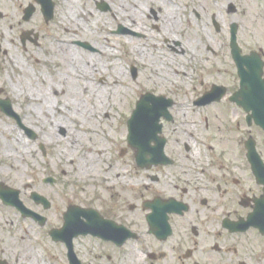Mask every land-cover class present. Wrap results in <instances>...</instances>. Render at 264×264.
Wrapping results in <instances>:
<instances>
[{
	"label": "flooded vegetation",
	"instance_id": "af4514ba",
	"mask_svg": "<svg viewBox=\"0 0 264 264\" xmlns=\"http://www.w3.org/2000/svg\"><path fill=\"white\" fill-rule=\"evenodd\" d=\"M93 1L99 16L126 19L127 24L115 23L111 32L126 35L131 42H145L140 49L143 65L132 61L133 81L160 73L159 61L164 60L175 64L176 76L230 73V83L211 80L208 84L201 79L193 84L194 89L209 90L213 85L227 89L229 95L212 105L191 102L199 109L221 106L220 125L213 121L214 114L189 112L172 103L170 119L161 120L164 160L140 169V185L122 186L117 190H123L120 194L94 200L99 234L74 239L76 256L82 264H264V128L256 121L255 111L240 104L252 97L243 76L252 83L253 70L260 74L264 90V0ZM53 3L49 20L37 0L17 14L24 28L19 31L23 53L10 62L13 74L2 68L0 58V111L7 102L17 111L41 104L36 97L43 95V89L41 93L37 79L30 76L38 78L41 65L55 61L47 60L52 51L57 59V46L51 43L56 37L53 23L58 2ZM29 5L34 13L26 18ZM39 16L41 23L36 25L33 21ZM148 55L150 64L145 61ZM136 57L133 52L132 60ZM150 89L154 94L166 91L161 86ZM229 114L236 115L234 122ZM39 150L48 155L46 146ZM58 181L51 174L41 180L51 186ZM47 189L38 191L48 199L47 209L31 196L34 206L45 212L55 208ZM69 205L57 206L56 217L29 207L45 216V225L37 223L46 229L58 217L64 221ZM80 240L90 247L78 249Z\"/></svg>",
	"mask_w": 264,
	"mask_h": 264
},
{
	"label": "rangeland",
	"instance_id": "374dc122",
	"mask_svg": "<svg viewBox=\"0 0 264 264\" xmlns=\"http://www.w3.org/2000/svg\"><path fill=\"white\" fill-rule=\"evenodd\" d=\"M31 2L33 0H0L1 10L6 15L4 20H0V43L3 47V50H0V58L2 68L4 67L11 74H13V68L10 65L11 60L15 58L19 60L23 53L20 47L19 31L24 28L19 25L20 15L17 14L21 12L23 6L26 7ZM57 2V16L53 23L54 33L56 34L55 40L72 42V46L78 54L96 56L97 61L100 62L98 65H101L105 71L103 75L94 74V78H90L89 81L93 84L103 85L112 73L113 67L116 66L125 82L121 84L123 95L121 103L110 109V116L101 117L95 124L106 131L109 136L105 139V156L102 162L95 167H90L91 174L86 181L79 180L77 177L79 169H83L82 163L79 161L82 148H78L75 152L68 146L66 136L71 134L69 129L67 127L65 129L61 128L55 130V132L49 129L52 128L51 121L53 119H63L59 116L57 110L53 113H46L49 106L44 104L50 102L51 106L53 104L60 106L58 98L53 94H46V91H49L48 86H52V84L54 86L61 82V78L56 74L59 68H62V64L56 51L57 59L54 58L52 47V55L47 60L54 59L55 61L51 63L46 61L45 66L41 65V73L36 72L38 73L36 75L39 82L36 80L37 84L35 85L41 93L43 89L45 102L42 101L39 106L35 105L28 108L23 106L18 109L19 113H22L25 123L34 127L36 131L40 132L41 136L44 135L45 140L50 137L54 141L51 144L46 143L45 140L42 141L45 142L44 145L47 147L48 155L43 156V153L39 150L41 141H32L16 121L8 119L0 111V180L11 187L20 189L24 204L52 217H56L57 206L64 207L68 203L87 207L89 205L95 206L94 200L99 196L107 199L113 192L120 194L123 190H117L122 186L137 185L138 182L140 185L141 182L138 180L137 175L141 171L136 165V152L128 142L129 127L127 126L141 97L148 94V92L153 93L150 87L161 86L165 88L166 91L160 92L159 95L179 103V107L187 108L186 111L214 114L216 117H213V121L220 125L221 120H223L222 116L218 115L221 114V106L215 104L213 107L199 109L191 104L192 101L197 100L204 93L202 88L194 89L193 84H199L198 80L201 79L208 84L211 83V80H223L227 84L230 83L228 80L230 73L211 74L210 76H176L171 70L163 68L164 62L162 60L159 61L158 69L160 68L159 71L164 74L158 72L150 79L145 80L140 77L137 81H133L131 74L132 61L142 66L141 53L137 51L136 60H132L133 53L130 50L134 46L132 42L126 36H119L111 32V28L115 23L122 24L120 22L124 17L113 18L112 20L108 14L99 16L95 10L93 0H57ZM71 3H73L72 6ZM70 7H74V9L70 10ZM33 23H37L36 25L41 23L40 16L35 18ZM55 40L51 43L54 47L58 46L54 43ZM76 42L90 44L94 51ZM142 42L145 43L142 40L138 43L135 42L139 50L143 45ZM5 52H8V56L4 55ZM110 52L114 53V56H110ZM145 52H149L148 48ZM151 58L148 55L145 61L150 64ZM156 58V56H153L154 60ZM167 63L171 66L169 61ZM117 80L121 82L118 78ZM61 84L65 87L64 81ZM146 88L149 90L145 91ZM229 112L233 113L230 110ZM235 116L228 115L233 122ZM63 130H65V133ZM70 130L75 129L71 126ZM100 134L101 138H104L101 132ZM19 138L23 140L27 150L23 151L21 157L5 155L6 146L9 144L12 146L13 141ZM33 145L36 148L34 152L32 151ZM66 150L72 152L73 156L68 160L65 158ZM49 174L55 178L58 177V184L55 186L42 184V178ZM25 184L31 185V187H26ZM42 187L48 188L47 192L51 193L55 205L54 209L47 212L43 208L35 207L30 197L31 191L37 190V192H40ZM63 224L64 221H61L58 217L47 224V228L44 229L32 219L22 217L16 208L3 204L0 199V262L8 260L9 264H29L30 258L25 262L20 259L24 254L23 248L28 246L34 253H37L35 264H68L66 247L61 242H55L47 233L48 227L56 226L55 229H60L63 228ZM76 246L78 249L90 247L86 240L76 242Z\"/></svg>",
	"mask_w": 264,
	"mask_h": 264
},
{
	"label": "bare ground",
	"instance_id": "6f19581e",
	"mask_svg": "<svg viewBox=\"0 0 264 264\" xmlns=\"http://www.w3.org/2000/svg\"><path fill=\"white\" fill-rule=\"evenodd\" d=\"M72 5L73 3H71ZM72 8L74 9V7H70V10ZM125 20V18L123 20L121 19L122 22ZM124 24H127V22L125 21ZM132 43L134 46L130 49L131 52L136 53L138 51L142 53L138 46L135 45V41H132ZM72 45L64 42L60 45L58 44L55 48L57 56L59 57L58 59L62 64V68H59L56 75L61 78V82L64 81L65 87L60 82L54 86L53 84L52 86H48L49 91H46V94H53L59 99L60 106L55 104L51 106L52 104L50 102L44 103V94L37 96L36 99L40 102L43 101L45 105L49 106L46 113H53L57 110L59 116L63 118L62 120L53 119L51 121L53 124L52 128L49 129L55 132L57 129H65L67 127L71 133L66 136L68 146L75 152L78 148H82L79 161H81L83 169H79L77 177L79 180L86 181L91 174L89 171L90 167H95L98 163L100 164L102 162L105 156V139L109 136L106 131L95 124L101 117L110 116V109L117 107L121 103L123 96L121 84L125 80L119 74L118 67L114 66L112 73H110V76H108L103 85L91 83L89 79L94 78V74L103 75L105 71L101 65H98L100 62L97 61L96 56L91 54H78ZM110 56H114V53L110 52ZM163 62L164 69L173 70L175 64L169 66L167 61L163 60ZM157 70H160V68ZM30 77L39 80L36 76L31 75ZM30 99H33V97L30 96ZM71 126L75 130H70ZM100 132L104 138H101ZM50 139L49 137L47 141L51 144L54 141ZM35 149L33 145L32 151L34 152ZM25 150H27L25 144L19 138L13 141L12 146L10 144L6 146L4 154L9 157L16 155L21 157V154ZM72 157V152L66 150L65 158L68 160ZM23 249L24 254H22L20 259L25 262L30 258L31 261L29 264H35L37 262V253H34L28 246Z\"/></svg>",
	"mask_w": 264,
	"mask_h": 264
},
{
	"label": "water",
	"instance_id": "95a60500",
	"mask_svg": "<svg viewBox=\"0 0 264 264\" xmlns=\"http://www.w3.org/2000/svg\"><path fill=\"white\" fill-rule=\"evenodd\" d=\"M44 3V13L49 16L52 13L54 4L50 0H41ZM31 12H29V15ZM90 47L89 45H87ZM259 78V76H258ZM243 83L247 84L246 87L252 97L250 101L241 103L247 110L255 111V119L264 128V97L263 90L261 89V82L256 83V75L251 72L252 83L249 82V77L243 76ZM255 85H259V92L257 93L254 89ZM253 92H252V90ZM226 91L224 88L214 87L212 92L207 93L199 103H210L212 100H219L225 95ZM171 99L167 100L163 96H155L148 93L144 95L138 102L137 109L133 113V117L129 120L128 127H130L129 140L132 148L137 150V163L138 165L144 166V164L159 163L164 158L163 155V144L164 140L158 136L161 130L159 121L162 115H166L167 109L171 103ZM3 111L6 112L10 117H14L22 123L19 115L13 110L11 104L4 105ZM157 143V147L153 148L150 146L152 141ZM150 154V158H148ZM148 155V156H147ZM0 198L9 205L17 206L23 213V215H32L31 210L24 206L20 200L19 191L5 186L4 183H0ZM35 198L42 199L40 195L35 194ZM95 211L92 209L86 210L81 207L72 206L66 214V222L62 229L53 230L51 234L56 240L62 239L66 242L69 248H73L72 239L80 234H87L93 232L94 234L98 231V224H95ZM82 216L88 217V222L82 220ZM36 218L43 222L42 216L37 215ZM71 264H80L77 257L70 252ZM1 264H6L2 262Z\"/></svg>",
	"mask_w": 264,
	"mask_h": 264
}]
</instances>
